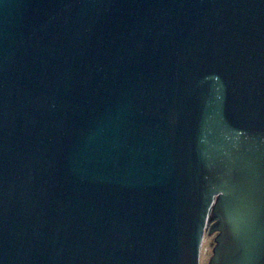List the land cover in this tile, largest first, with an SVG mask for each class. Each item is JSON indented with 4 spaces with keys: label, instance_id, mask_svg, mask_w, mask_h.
Segmentation results:
<instances>
[{
    "label": "water",
    "instance_id": "obj_1",
    "mask_svg": "<svg viewBox=\"0 0 264 264\" xmlns=\"http://www.w3.org/2000/svg\"><path fill=\"white\" fill-rule=\"evenodd\" d=\"M264 264V0H0V264Z\"/></svg>",
    "mask_w": 264,
    "mask_h": 264
},
{
    "label": "rangeland",
    "instance_id": "obj_2",
    "mask_svg": "<svg viewBox=\"0 0 264 264\" xmlns=\"http://www.w3.org/2000/svg\"><path fill=\"white\" fill-rule=\"evenodd\" d=\"M214 223V219H212L208 225V228L203 236L201 252H200V264H208L210 257L214 254L213 248L217 244L215 238L219 234L218 230L212 231L208 234L211 225Z\"/></svg>",
    "mask_w": 264,
    "mask_h": 264
},
{
    "label": "built area",
    "instance_id": "obj_3",
    "mask_svg": "<svg viewBox=\"0 0 264 264\" xmlns=\"http://www.w3.org/2000/svg\"><path fill=\"white\" fill-rule=\"evenodd\" d=\"M203 241V240H202ZM201 246H202V244H201ZM201 251V250H200Z\"/></svg>",
    "mask_w": 264,
    "mask_h": 264
}]
</instances>
